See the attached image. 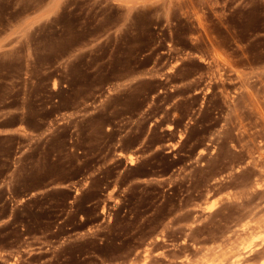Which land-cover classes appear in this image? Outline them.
<instances>
[{
    "label": "rangeland",
    "instance_id": "1",
    "mask_svg": "<svg viewBox=\"0 0 264 264\" xmlns=\"http://www.w3.org/2000/svg\"><path fill=\"white\" fill-rule=\"evenodd\" d=\"M264 264V0H0V264Z\"/></svg>",
    "mask_w": 264,
    "mask_h": 264
},
{
    "label": "bare ground",
    "instance_id": "2",
    "mask_svg": "<svg viewBox=\"0 0 264 264\" xmlns=\"http://www.w3.org/2000/svg\"><path fill=\"white\" fill-rule=\"evenodd\" d=\"M240 255H242L241 253L239 254V256H238V258L237 259H235V260H233V262H232V264H243V257L242 256H240Z\"/></svg>",
    "mask_w": 264,
    "mask_h": 264
}]
</instances>
